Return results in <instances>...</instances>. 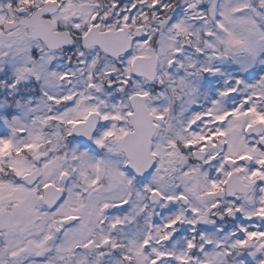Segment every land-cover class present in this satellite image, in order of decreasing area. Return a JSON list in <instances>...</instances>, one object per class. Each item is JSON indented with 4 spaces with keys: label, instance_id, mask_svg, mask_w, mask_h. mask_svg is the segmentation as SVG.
<instances>
[{
    "label": "snow or ice",
    "instance_id": "6c2138e0",
    "mask_svg": "<svg viewBox=\"0 0 264 264\" xmlns=\"http://www.w3.org/2000/svg\"><path fill=\"white\" fill-rule=\"evenodd\" d=\"M0 264H264V0H0Z\"/></svg>",
    "mask_w": 264,
    "mask_h": 264
}]
</instances>
